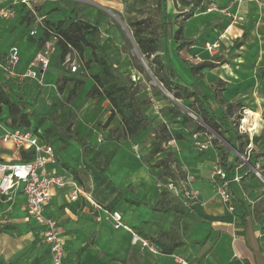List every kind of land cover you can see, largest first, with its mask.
<instances>
[{
	"label": "crops",
	"instance_id": "obj_1",
	"mask_svg": "<svg viewBox=\"0 0 264 264\" xmlns=\"http://www.w3.org/2000/svg\"><path fill=\"white\" fill-rule=\"evenodd\" d=\"M57 1L49 2L56 3ZM231 1L233 0H229ZM61 2L72 7H81L82 15L87 22L97 25L100 43L106 41L107 33L112 36L113 40L106 42L103 55L107 57L106 51L114 55L118 53V31L114 26L108 29L106 27L109 15L123 16L126 14V4L122 0H62ZM5 3L6 0H0V6ZM166 3V15L168 19L174 20L180 14L178 11L180 8L171 1ZM241 5L234 4L233 9H236H230L235 17ZM35 9L37 14L46 17V14H42L44 8L41 7L39 10L36 6ZM260 9L252 2L243 6L248 18L258 19V15L262 17V9ZM208 12H211L210 8ZM27 17L33 18L26 11L18 10L13 19L0 20V55L7 53L8 49L13 46L11 41L20 36V31L27 24ZM228 19L233 22L231 16ZM31 23L32 21L29 29ZM29 31L25 39H20V42L14 45L19 49L22 67L29 63L41 47L42 31L38 32L35 38L29 36ZM39 33H41L40 36ZM107 59L109 60L108 57ZM109 62L112 65L110 60ZM48 70L43 73L42 77L44 79L49 77L47 85L52 86L56 76ZM83 83L86 82L83 81ZM233 86V84L228 85V93ZM50 91H52L51 88ZM97 103L101 106L100 118L105 116L103 119L105 122L108 118L106 114H110V110H107V113L104 112L109 107V102L104 97H94L88 99L87 106H91V109L83 113L81 117L75 118L72 125V130L77 132L78 137L94 150H97L96 146L104 134L103 129L93 126L98 117L89 116ZM47 110L38 115H44ZM48 126L49 123L46 122L44 127ZM4 129L9 128L0 120V135ZM125 141L116 150L104 173L84 167L80 147L76 146L73 141H70V147L66 151L61 150L59 144H57L58 150L54 147L59 166L47 165V173L61 174L62 168L73 176L71 170L74 171L75 176L73 177L77 185L90 194L93 203L81 197L74 202L70 201L72 188L66 185L53 192L44 209L45 215L56 220L60 226L64 240V264H76L77 259L79 264H126L131 248L136 247L138 243L143 245V242L157 250V254L153 253L154 256H168L175 264L177 263L174 257L181 256L183 258L192 256V260L188 261L193 263L264 264V165L256 164V168L263 170L260 180L251 171L250 166L246 170L244 164H237L233 159L228 160L226 163L228 169L226 168L225 174L230 180L229 192L234 205V211L230 213L226 211L207 181L209 174L204 170L207 169L206 163L196 164L197 172L191 174L194 181L190 187L198 195V207L195 205L193 207L199 215L192 218L186 211L172 207L168 198L170 196L156 189L157 181L149 174L147 164L139 168L136 162L115 163L119 151H122L121 156L124 154L134 156L131 149L125 146L127 144L132 148L133 145ZM25 152L16 149L12 144H0V162H23L22 156L26 154ZM64 165H67L69 169H66ZM184 168L180 166L181 170ZM89 173L95 176L94 181L88 178ZM184 175L190 174L185 173ZM234 176L239 179L237 182L232 181ZM90 184H95L97 192L94 195L89 187ZM99 189L110 190V196L101 200L103 192L98 194ZM118 191L125 192L132 199L141 200L143 205L136 207L119 201L111 212L106 211L105 208L113 203ZM174 209L180 214H163L165 210ZM114 211L119 212L122 217V226L118 229H114L110 221V215ZM191 232H193L192 236H190ZM149 239H156L158 244H152ZM198 242H202V247L199 249H197ZM143 247L146 246L143 245ZM160 247L169 250L170 254H162ZM0 263L51 264L47 246L43 242L38 226L27 217L25 200L20 188L16 191L12 205L0 200Z\"/></svg>",
	"mask_w": 264,
	"mask_h": 264
},
{
	"label": "rangeland",
	"instance_id": "obj_2",
	"mask_svg": "<svg viewBox=\"0 0 264 264\" xmlns=\"http://www.w3.org/2000/svg\"><path fill=\"white\" fill-rule=\"evenodd\" d=\"M61 1L37 3L39 10L41 7L44 8L42 14H46L44 19L45 24H47L46 27L56 31L58 27L66 29L75 21L87 22V19L82 15L81 7H72ZM200 1V7H209L211 12L209 13L208 9L204 12H201L200 8L197 9L194 16L187 20L183 27V36L192 40L193 46L178 53L173 42H166L163 45L162 56L164 63L177 73L179 83L187 85L195 83L205 92L208 99V110L220 118L221 123L224 124V128L221 129L223 134L228 136V134L236 132L240 136L241 152L237 153L229 147L231 152L227 160L221 159L220 154V145L227 146L226 142L208 129H206V132L198 129L202 124L187 108L190 106L191 101L173 98L157 83L150 70L151 59L145 61L138 54L137 47L132 39L128 23L139 19L145 20L146 25H150L152 22L154 24L161 23L163 15H166L167 3L165 2L158 7L151 0H129L126 14L123 16L109 15L106 27L108 29L114 26L119 34L118 53L114 55L106 51L113 68L131 85L132 89L137 92V96L144 100L143 112L150 125L156 128L159 134L163 135L166 131L171 136V140L163 144V148L172 153V159L176 162L173 170L183 186L181 185L178 189L177 196L166 190L161 191V193L170 196L168 198L172 207L181 209L183 212L186 211L192 218L199 215L193 207L194 205L198 207V203L194 204L193 200H186L184 191L192 190L190 185L193 183L194 177L191 174L197 172L196 164L206 163L207 169L204 170L209 174L207 181L212 186L214 194L219 178L212 177V173L215 170H221L226 177L225 170L228 169L226 164L228 160L233 159L237 164H244L246 170L250 166L254 174L256 164L264 165V138L262 137L264 132V80L261 79L260 75V72L264 71V0L245 1L240 6L237 17L230 12V9L232 10L234 7L233 1ZM248 2H252L262 9H260L262 17L258 15V19L248 18L247 12L243 10V6ZM229 16H234L233 22L230 19L227 20ZM170 20L173 21V19ZM31 21L32 18L27 17L26 26L20 31V36L11 41L12 45L19 43L20 39H25L27 32L30 30L28 27ZM177 22L179 21L177 20ZM58 24H61V26H58ZM229 27L230 29H228ZM40 35L41 33H39ZM112 40V36L108 33L105 42L100 43L99 37L97 38L98 48L95 50V54L98 58L105 53L106 42ZM215 45L217 47L209 51L208 48ZM69 59V64L79 66L76 73L70 72L69 65L66 68L62 67L59 52L57 50L53 51L48 72L55 73L56 77L52 86L47 85L49 77L47 79L42 77V88L37 92H33L35 97L32 100V109L36 114L44 113L55 99L61 100V111L73 115L74 118L81 117L83 113H87L91 109V106H87L88 94L93 84L91 78L94 75H99L100 69L92 60L87 49L83 50L80 57L76 52L71 51ZM182 60L190 63L210 61L218 67L214 70L204 69L198 75H193L190 68L183 64ZM185 66L187 67L186 71ZM75 80H82L86 83H83L77 91L74 100L66 102L68 91ZM230 84L234 86L228 93L227 87ZM50 88L52 91H50ZM100 108L101 106L97 103L89 114V116L98 117V120L93 124L97 128L104 124L103 119L105 118V116L100 118L102 115ZM107 110H110V105L104 112L107 113ZM177 112L180 115H177ZM108 116L106 114V118ZM182 116H186V119H183ZM0 120L5 125L9 123L4 113L1 114ZM121 134L120 118L116 115L108 128L104 130L96 149H100L103 154L112 150L116 152L118 147L125 141L120 138ZM125 142L133 145L132 148L127 144L125 146L129 150L131 149L134 156H126L125 154L121 156L122 151H119L115 163L136 162L139 168L147 164L149 174L154 176L157 182L166 183L162 178H159V169L153 167L164 156L162 153L157 155L152 153V149L157 143L156 137L149 131H143L135 139L126 140ZM73 143L79 146L75 139ZM57 144L53 143L56 150L59 149ZM201 144L207 147L204 152H200L198 149ZM76 146L73 147L77 148ZM209 157L211 158L209 159ZM180 166L185 168L181 170ZM184 172L190 175H184ZM89 175L88 178L94 181L95 176L90 173ZM187 176L193 178L191 184L184 182ZM89 187H91L94 195L97 192V190L95 191V184H90ZM101 192H103L100 197L101 200L108 198L111 193L110 190L103 191L99 189L98 194ZM193 232L195 233V231ZM193 232L190 236L193 235ZM197 246V249L202 247V242H198ZM190 247L196 248L191 245ZM181 251L183 253V250ZM181 257L183 258V256ZM191 257H184V259L191 261ZM126 264L175 263L168 256H154L147 247H143L141 243H138L136 247L131 248Z\"/></svg>",
	"mask_w": 264,
	"mask_h": 264
},
{
	"label": "trees",
	"instance_id": "obj_3",
	"mask_svg": "<svg viewBox=\"0 0 264 264\" xmlns=\"http://www.w3.org/2000/svg\"><path fill=\"white\" fill-rule=\"evenodd\" d=\"M128 9V1L122 0ZM156 6H160L167 1L180 8L179 13L172 21L168 19L167 15H163L162 22L159 24L146 25V21L139 19L130 21L128 23L131 29L132 39L137 47L139 55L145 60L150 61V70L153 77L162 88L175 99L190 100L191 104L187 107L195 118L202 124L198 129L206 132L210 130L213 134L218 136L226 145H220L221 159L226 160L230 153L229 147L237 153L241 152V145L239 144L240 136L234 132L225 136L222 132L224 124L221 119L216 117L208 110V99L205 92L195 83L182 84L179 83V77L173 68L164 63L162 52L163 45L166 42H173L176 45V51L180 52L185 48L192 46L193 42L183 36V27L187 20L194 16L197 9L201 12L206 11L207 7H200V0H151ZM186 10V11H185ZM177 20L179 22H177ZM61 26V24H58ZM50 28V27H49ZM50 30H52L50 28ZM55 32L60 39L56 43L57 51L60 54V63L71 52L74 51L80 57L83 50H89L92 60L100 69L99 75L92 76L93 86L88 94L89 98L104 97L110 105V114L100 129H107L116 115L120 118L122 134L120 138L123 140H133L143 131L151 132L157 139V143L152 149L154 155L163 154L153 167L159 169L158 176L165 182L179 181L180 179L173 170L175 161L172 159V153L163 148V144L171 140V136L164 131V134H159L156 128H153L149 121L145 118L143 109L145 102L142 98L137 96V92L132 89L131 85L124 80L112 67L105 55L98 58L95 50L98 48V27L96 24L91 25L88 22L75 21L72 22L66 29L57 28ZM43 37L47 38L48 34L43 33ZM43 39H41L42 44ZM183 64L190 68L193 75H198L202 70H212L217 65L210 61H203L200 63H190L182 60ZM261 79L264 80V71L260 72ZM177 81V82H176ZM83 85L82 80H75L72 82L71 88L68 91L66 102L74 100L77 96V91ZM31 93L27 85H18L13 81L0 79V116L5 114L9 123L6 125L9 129H26L31 132L41 141L47 143H58L61 150H65L70 146V141L75 139L79 144L81 150V159L86 169H93L100 173H104L107 166L111 162L115 150L102 153L100 149L94 150L83 140L78 137L75 130H72L74 116L61 111L62 102L59 99L49 106L44 115H38L33 109L27 110L29 101L27 95ZM179 112H177V115ZM186 119V116H182ZM188 119V118H187ZM2 121V120H1ZM48 122L49 126L44 127ZM227 132V131H225ZM264 138V132L262 134ZM24 153V152H23ZM22 160L28 161L31 158V152H25ZM69 169L67 165H64ZM73 176L75 172L71 170ZM119 201H124L129 205L140 206L143 202L135 200L125 192L118 191L114 197V201L105 210L111 212ZM171 213L180 214L178 210H165L164 215ZM153 244H158L156 239H149ZM159 247V246H158ZM162 254H170L169 250L162 249ZM1 264V263H0ZM76 264H79L77 259ZM237 264V263H231Z\"/></svg>",
	"mask_w": 264,
	"mask_h": 264
},
{
	"label": "built area",
	"instance_id": "obj_4",
	"mask_svg": "<svg viewBox=\"0 0 264 264\" xmlns=\"http://www.w3.org/2000/svg\"><path fill=\"white\" fill-rule=\"evenodd\" d=\"M42 1L53 0H6V3L0 6V20L13 19L18 10L26 11L32 15V23L29 36L35 38L37 33L42 31V44L36 53L32 56L29 63L22 67L20 63V53L17 46H11L8 52L0 55V79L10 80L18 85H27L30 90L29 105L27 110L33 107L32 100L37 92L43 86L42 75L49 69L53 51L57 50L56 43L60 37L46 27L44 17L36 12L37 3ZM247 0H233L237 6ZM234 20L235 18L232 17ZM43 33L48 37H43ZM217 45L208 48L215 49ZM69 54L61 63L62 67L69 65L71 73H76L79 66L69 64ZM32 94V96H31ZM195 137V136H194ZM0 144H12L16 149L31 152V158L28 161L19 163H3L0 162V200L9 205L14 203L17 189L20 188L25 200V211L27 217L35 222L38 226L44 244L47 246L51 264H64L65 250L64 240L60 226L56 220L48 217L44 213V209L48 204L53 192L61 189L66 185H70L72 190L70 193V201L74 202L78 198H83L92 203L90 194L84 192L76 183L74 177L61 168V174H48L46 166H59L58 160L54 154V146L38 139L31 130L26 129H4L0 135ZM199 151L204 152L207 147L204 144L199 145ZM263 170L256 168L255 176L261 180ZM212 177H218L219 182L215 186V194L225 207L226 211L233 212V199L229 192L230 180L227 179L221 170H215ZM215 180V179H214ZM239 179L234 176L232 181L237 182ZM193 178L187 176L186 184H191ZM178 184V187H177ZM183 186L179 181H167L166 183L156 182L155 187L158 191H169L175 196L178 195V189ZM186 200H193L196 204L198 195L193 190L184 191ZM93 204V203H92ZM111 224L114 229L122 226V217L119 212H112L110 215ZM143 245L148 247L149 251L157 254V250L152 246H148L146 242ZM177 264H210L209 262L193 263L182 257H174Z\"/></svg>",
	"mask_w": 264,
	"mask_h": 264
},
{
	"label": "water",
	"instance_id": "obj_5",
	"mask_svg": "<svg viewBox=\"0 0 264 264\" xmlns=\"http://www.w3.org/2000/svg\"><path fill=\"white\" fill-rule=\"evenodd\" d=\"M138 52V51H137ZM139 54V53H138Z\"/></svg>",
	"mask_w": 264,
	"mask_h": 264
}]
</instances>
